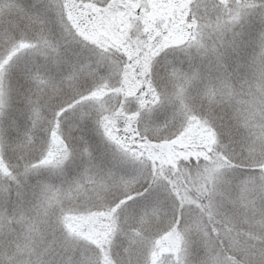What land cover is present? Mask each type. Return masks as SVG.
<instances>
[{
	"label": "snow or ice",
	"instance_id": "1",
	"mask_svg": "<svg viewBox=\"0 0 264 264\" xmlns=\"http://www.w3.org/2000/svg\"><path fill=\"white\" fill-rule=\"evenodd\" d=\"M0 264H264V0H0Z\"/></svg>",
	"mask_w": 264,
	"mask_h": 264
}]
</instances>
